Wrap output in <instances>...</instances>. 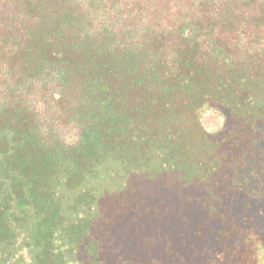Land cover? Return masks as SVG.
Segmentation results:
<instances>
[{
	"label": "trees",
	"instance_id": "trees-1",
	"mask_svg": "<svg viewBox=\"0 0 264 264\" xmlns=\"http://www.w3.org/2000/svg\"><path fill=\"white\" fill-rule=\"evenodd\" d=\"M108 162L191 199L166 264H264V0H0V264H117Z\"/></svg>",
	"mask_w": 264,
	"mask_h": 264
},
{
	"label": "rangeland",
	"instance_id": "rangeland-1",
	"mask_svg": "<svg viewBox=\"0 0 264 264\" xmlns=\"http://www.w3.org/2000/svg\"><path fill=\"white\" fill-rule=\"evenodd\" d=\"M201 123L208 131H215L222 126L223 119L217 111L209 109L201 114ZM63 135L67 141L75 140L76 137L71 129L64 130ZM102 170L90 185L95 187L96 191L98 213L96 232L103 239L104 247L108 252L111 245L114 250L122 249L124 257L118 259L117 264H136L133 258L131 263L128 262L125 254L129 253L131 257L137 254L149 255L148 264H154L153 258L158 260L164 258L161 263L166 264L168 256L163 253L161 243L172 239V247L175 248L184 240L176 236L173 232L174 223H170L171 220L166 216H171L172 220H178L182 215L187 217L186 212L191 202L189 196L186 195L185 198L181 196L178 183L159 179L149 180L147 171L128 172L124 166L114 162L104 164ZM160 183L180 198L178 206L171 199L170 202L168 199L167 201L163 192L157 189L154 191ZM151 190L155 196L151 194ZM177 209H180L182 215L177 214ZM185 226L180 221L177 223L179 230H184ZM182 248L185 253L190 251L187 247ZM170 259L177 261V255Z\"/></svg>",
	"mask_w": 264,
	"mask_h": 264
}]
</instances>
